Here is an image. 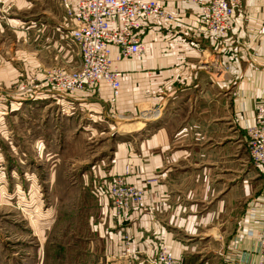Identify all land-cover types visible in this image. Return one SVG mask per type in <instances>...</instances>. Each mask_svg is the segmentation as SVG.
Listing matches in <instances>:
<instances>
[{"label": "crops", "instance_id": "0c3cea01", "mask_svg": "<svg viewBox=\"0 0 264 264\" xmlns=\"http://www.w3.org/2000/svg\"><path fill=\"white\" fill-rule=\"evenodd\" d=\"M143 1L159 3L167 19L141 22L140 57L118 60L111 48L122 74L111 104L104 84L77 95L22 94L20 80L68 63L79 67L80 54L60 0H16L9 22H0V85L14 96L9 105L0 100V110L8 106L19 120L14 137L20 141L40 137L49 123L63 134L108 131L105 173L129 168L126 180L145 191L146 208L119 220L92 186L95 264L98 251L110 264H146L159 249L182 264H255L264 233L263 179L249 160L245 129L264 102V0H242L223 38L196 33L201 14L192 0ZM24 114L31 119H21Z\"/></svg>", "mask_w": 264, "mask_h": 264}, {"label": "rangeland", "instance_id": "374dc122", "mask_svg": "<svg viewBox=\"0 0 264 264\" xmlns=\"http://www.w3.org/2000/svg\"><path fill=\"white\" fill-rule=\"evenodd\" d=\"M15 5L16 0H0V22H9ZM78 68L68 63L65 71ZM46 72L34 80H41ZM32 79L16 84L22 94L28 96L24 86ZM3 87L0 85V100L9 105L14 96ZM0 113L4 128L0 130V264H95L89 232L95 207L87 193L109 179L104 170L108 164L105 155L112 149L110 139H105L110 136L108 131L93 136L81 130L63 134L60 125L49 123L40 137L20 141L14 137L19 120L12 118L8 106ZM34 117L41 122L38 115ZM21 119L31 118L24 114ZM17 132L24 134L23 129ZM98 252V264L113 262Z\"/></svg>", "mask_w": 264, "mask_h": 264}, {"label": "built area", "instance_id": "2783aa9c", "mask_svg": "<svg viewBox=\"0 0 264 264\" xmlns=\"http://www.w3.org/2000/svg\"><path fill=\"white\" fill-rule=\"evenodd\" d=\"M200 8L201 18L196 33L202 37H225L231 29L235 12L242 0H192ZM66 18L72 20L71 40L80 54L77 70L53 69L41 80L27 82L28 95L54 89L66 94L92 88L98 92L101 84L110 91L112 104L119 95L121 72L111 60V48L118 50V60L140 57L144 44L140 40L141 22L149 19H167L163 6L155 1L143 0H60ZM36 82V83H34ZM29 87V89L25 88ZM249 160L263 179L264 196V102L256 106L254 122L245 129ZM125 167L123 175H111L106 184L99 186V195L109 201L117 219L129 211L141 212L146 208V194L141 188L129 184ZM250 236V233H247ZM124 253L130 254L128 238L122 240ZM259 256L255 264H264V233L259 240ZM146 264H182L165 249L147 257ZM227 264H237L235 261Z\"/></svg>", "mask_w": 264, "mask_h": 264}, {"label": "bare ground", "instance_id": "6f19581e", "mask_svg": "<svg viewBox=\"0 0 264 264\" xmlns=\"http://www.w3.org/2000/svg\"><path fill=\"white\" fill-rule=\"evenodd\" d=\"M145 45V44H144ZM144 52V51H143Z\"/></svg>", "mask_w": 264, "mask_h": 264}]
</instances>
